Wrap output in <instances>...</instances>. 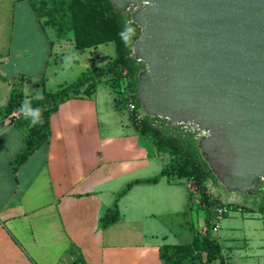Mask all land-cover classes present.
Returning <instances> with one entry per match:
<instances>
[{
	"label": "crops",
	"instance_id": "obj_1",
	"mask_svg": "<svg viewBox=\"0 0 264 264\" xmlns=\"http://www.w3.org/2000/svg\"><path fill=\"white\" fill-rule=\"evenodd\" d=\"M55 38L49 41L52 48L69 39L75 50L91 51L83 70L66 73L56 88L45 85L41 96H33L25 91L32 79L16 74L12 52L0 45V106L15 88L29 100L56 92L117 51L114 41L80 50L70 37ZM111 42L114 54L96 55L100 45ZM48 64L47 58L46 68ZM153 125L166 135L176 131L177 124L156 119ZM143 129L103 78L91 93L58 105L50 115L47 140L15 169L13 161L29 129L0 115V264H165L163 245L191 243L194 211L203 213L205 225L203 210L191 198V178L169 174L156 183H134L121 194L130 183L159 174L176 156L173 141H160L155 132ZM114 209L119 219L104 226L102 218ZM259 217L264 221V212ZM253 228H234L240 235L233 238L241 240V248L250 246ZM260 239L264 243V237ZM239 250L233 247L230 254ZM246 254H237L239 264H264L262 255Z\"/></svg>",
	"mask_w": 264,
	"mask_h": 264
},
{
	"label": "water",
	"instance_id": "obj_2",
	"mask_svg": "<svg viewBox=\"0 0 264 264\" xmlns=\"http://www.w3.org/2000/svg\"><path fill=\"white\" fill-rule=\"evenodd\" d=\"M140 28L137 98L146 116L195 125L230 192L264 187V0H110Z\"/></svg>",
	"mask_w": 264,
	"mask_h": 264
},
{
	"label": "trees",
	"instance_id": "obj_3",
	"mask_svg": "<svg viewBox=\"0 0 264 264\" xmlns=\"http://www.w3.org/2000/svg\"><path fill=\"white\" fill-rule=\"evenodd\" d=\"M29 1L43 25L52 27L58 38H69L72 36L76 48L80 50L114 41L117 51L114 57H102L101 61H105V63L97 65L83 73L76 81L69 85L62 87L56 92H47L41 99L30 100L32 108H39L41 110L42 124L30 126L29 120L25 119L24 115L19 111L25 97L18 88L13 90L9 100L0 106V115L10 117L18 126L28 127L29 129L25 137V146L13 161L15 169L47 140L49 136L50 115L62 101L81 93H91L95 86L103 81V78L116 92L117 96H120V83L123 79L124 71H127L128 75L132 78L131 89L136 92L138 74L142 70L141 63L131 56V45L139 37L140 33L135 31L134 36L131 37L128 44H125L118 33L123 30L124 23L130 18V15L117 9L110 0L83 1V4H86L90 8H97L99 14H107L110 18L105 20L102 28H98V30L95 24H92L89 32L84 28L83 21H80L81 11L74 7V0L66 1V5H63L59 12H56L54 6L57 7L56 3L60 0ZM79 2L81 0H75V4ZM86 10L88 11L89 9L86 8ZM67 11L69 12L67 13ZM111 19L115 22H112ZM17 112H19L18 116L15 115ZM156 119L160 118L146 116L142 124L143 130L155 132V137L160 141H173L175 143L176 156L171 164L159 174L130 183L121 194H124L134 183H156L161 177L169 174L191 178L199 187V206L205 214V225L200 230H197L191 243L178 247L163 245L161 258L165 261V264H211L218 259H220L221 264H228L225 263V257L221 253V243L212 235L214 227L212 221L215 216L213 207L216 203L223 201L222 198H216L213 201L214 197L207 192L206 183L209 179L215 178V176L203 159L195 136L188 132L190 130L184 129L185 132L178 131V135L173 133L163 135L153 125ZM259 190H264V187ZM256 193H253L251 196H254ZM257 206L258 211L263 213L264 202L259 203ZM118 219L119 211L114 209L104 215L102 223L104 226H108Z\"/></svg>",
	"mask_w": 264,
	"mask_h": 264
},
{
	"label": "rangeland",
	"instance_id": "obj_4",
	"mask_svg": "<svg viewBox=\"0 0 264 264\" xmlns=\"http://www.w3.org/2000/svg\"><path fill=\"white\" fill-rule=\"evenodd\" d=\"M66 1L71 0H60L56 3L57 7L54 6L56 12L61 11L60 8L66 5ZM83 1L84 0H81V2L75 4L74 0L73 4L75 8L81 11L80 21H83L84 28L87 32L91 30L92 24H95L97 30L98 28H102L105 20L110 19L108 15L99 14L97 8H90L86 4H83ZM78 5L80 6L77 7ZM86 8L89 10L87 11ZM68 12L69 11H67V13ZM125 14L130 15V11H125ZM76 15L78 16V14ZM111 20L115 22L113 19ZM128 21H131V27H133L136 32L141 33V28L132 21L131 17L126 22ZM0 22L1 48L4 47L3 49L6 50V53L12 52L11 63H15L14 69L17 71L16 74L19 76L20 73H24L32 79L29 83H26L25 91L27 93H32L33 96H41L43 94V86L45 85L46 88H56L59 82L67 78L66 73H69L71 76V74L75 75L77 69L78 72L83 70L91 55V51L89 50H75L73 45L67 42L69 39L65 41L61 40L62 42L57 41L54 43L53 48L50 47L49 41L56 39L55 37L57 36H55L54 30L51 27L43 28L41 26V22L34 13L29 0H0ZM70 38L73 40L72 36ZM49 51H52V55L50 54L51 56L48 54ZM106 53H115V45L113 42L100 45L96 50V55ZM131 56H133L132 53ZM66 57H71L69 67L67 68L63 66ZM47 58L49 59V64L46 68ZM76 59H78L79 62H77ZM96 61L97 59L95 62ZM77 63L80 64L78 65ZM141 66L142 70H145L146 66L142 63ZM62 68H65V70ZM5 69L11 72L13 67H7ZM46 77L48 79L47 82ZM174 127H176V131L173 132L175 135H178V131H184V129L190 130L188 132L193 134L197 139L203 135V132L193 124H188L187 128H185L184 125L178 124ZM193 184H195V182ZM206 185L207 192L214 197L213 201H215L214 199L216 198H222L230 207L229 212L219 221L220 227L218 229L213 227L212 229L213 237L221 243V253L225 257V263L230 262L231 264H239L240 258L237 254L240 252L245 255L249 253L257 257L261 255L264 257V247L260 246L264 245V243L261 244L260 239L264 237V221L263 218L259 217L261 216V212L258 211L257 206L259 203L264 202V190L260 191L258 189L254 196L240 192L232 193L223 187L216 177L209 179ZM192 206L193 208L197 207L195 203H192ZM192 217V234L195 235L197 233L196 228L204 224V221L201 220L204 216L203 213H199L198 215L197 211H194ZM237 226L244 227L246 230L249 226H255L256 228H253V233L255 234L252 235V242L247 249L240 247L243 245L240 239L237 240L233 238L234 236L240 235L238 231H234V228H237ZM233 247L237 250L240 248L239 251L235 252V255L233 254L234 256L230 254V250ZM215 262L221 264L220 259L215 260Z\"/></svg>",
	"mask_w": 264,
	"mask_h": 264
},
{
	"label": "built area",
	"instance_id": "obj_5",
	"mask_svg": "<svg viewBox=\"0 0 264 264\" xmlns=\"http://www.w3.org/2000/svg\"><path fill=\"white\" fill-rule=\"evenodd\" d=\"M132 78L128 75L127 71H124L123 79L120 83L121 94L118 96L120 101L125 105L126 109L131 113L133 122L136 126H141L146 117V114L137 98V93L131 89ZM185 128L188 125H184ZM191 198L193 202L199 204V187L197 184H192L190 187ZM215 213V221L213 225L215 229H218L220 224L219 221L229 212L230 207L226 202L221 201L216 203L213 207Z\"/></svg>",
	"mask_w": 264,
	"mask_h": 264
},
{
	"label": "clouds",
	"instance_id": "obj_6",
	"mask_svg": "<svg viewBox=\"0 0 264 264\" xmlns=\"http://www.w3.org/2000/svg\"><path fill=\"white\" fill-rule=\"evenodd\" d=\"M147 2V0H145ZM135 29L131 27V21L126 22V24L123 27V30L118 33V35L121 36L122 40L127 45L130 41L131 37L134 36ZM71 57H66L64 61V67H69ZM27 97V93H26ZM19 111L24 115L25 119H28L30 122V126H36L37 124H42L43 120L41 119V110L39 108H32L31 107V101L29 99H25Z\"/></svg>",
	"mask_w": 264,
	"mask_h": 264
}]
</instances>
